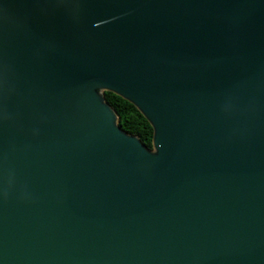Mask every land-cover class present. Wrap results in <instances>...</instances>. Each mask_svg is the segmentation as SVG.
<instances>
[{
  "label": "water",
  "instance_id": "1",
  "mask_svg": "<svg viewBox=\"0 0 264 264\" xmlns=\"http://www.w3.org/2000/svg\"><path fill=\"white\" fill-rule=\"evenodd\" d=\"M0 264H264V0H0Z\"/></svg>",
  "mask_w": 264,
  "mask_h": 264
},
{
  "label": "trees",
  "instance_id": "2",
  "mask_svg": "<svg viewBox=\"0 0 264 264\" xmlns=\"http://www.w3.org/2000/svg\"><path fill=\"white\" fill-rule=\"evenodd\" d=\"M104 96L106 102L116 111L121 129L138 136L143 144L151 148L152 128L140 112L118 95L106 91Z\"/></svg>",
  "mask_w": 264,
  "mask_h": 264
}]
</instances>
